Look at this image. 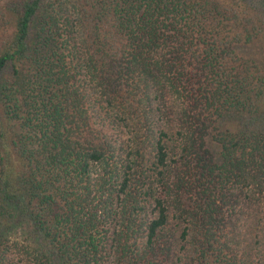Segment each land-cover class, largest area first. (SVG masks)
I'll return each instance as SVG.
<instances>
[{
    "label": "trees",
    "instance_id": "1",
    "mask_svg": "<svg viewBox=\"0 0 264 264\" xmlns=\"http://www.w3.org/2000/svg\"><path fill=\"white\" fill-rule=\"evenodd\" d=\"M0 29V264H264V0H0Z\"/></svg>",
    "mask_w": 264,
    "mask_h": 264
},
{
    "label": "rangeland",
    "instance_id": "2",
    "mask_svg": "<svg viewBox=\"0 0 264 264\" xmlns=\"http://www.w3.org/2000/svg\"><path fill=\"white\" fill-rule=\"evenodd\" d=\"M0 32H1V29H0ZM245 49V48H244ZM248 50H249V48H248Z\"/></svg>",
    "mask_w": 264,
    "mask_h": 264
}]
</instances>
